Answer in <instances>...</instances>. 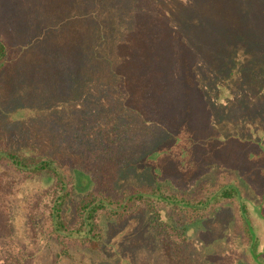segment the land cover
<instances>
[{
    "label": "rangeland",
    "instance_id": "374dc122",
    "mask_svg": "<svg viewBox=\"0 0 264 264\" xmlns=\"http://www.w3.org/2000/svg\"><path fill=\"white\" fill-rule=\"evenodd\" d=\"M26 3L27 0H0V35L13 48L10 52L13 61L0 73V147L25 155H53L69 171L78 167L86 174L100 177L104 171L101 164L107 159L102 149H110L112 145L118 149L114 158L121 165L115 170L121 183L129 177L135 182L141 178L157 179L177 193L195 192V196H201L208 186L220 181L235 184L239 198L249 206L250 216L242 218L241 202L236 198L221 200L198 211L186 229L188 242L183 255L178 263L172 264H264V180L260 178L264 177V93L251 87L246 91L244 102L238 98L242 95L239 89L242 78H239L232 92L240 90V93H231L237 99L224 98L222 102H230L228 106L213 100L219 105L196 107L202 104L199 99L184 100L174 94L173 87L170 90L174 96L163 92L159 98L151 97L153 89H146V83L138 98L116 89L118 80L113 79L111 71H121L122 67L104 58L78 68L76 61L72 77L66 69L75 59L65 61L64 69L59 72L55 65L50 67L46 60L38 57L40 44L28 45L29 40L41 34L43 22L49 30H54L61 28L59 23L64 18L52 21L50 16H42L40 25L33 27L32 11L20 9L23 4L28 5ZM76 46H73L75 50ZM258 46L260 49L261 45ZM261 53L264 60V52ZM173 62L167 64L177 69ZM100 67L103 74V67L105 74L108 72L111 91L101 98L98 92L83 95V85L97 90ZM168 71V67H164V76ZM184 73V69L176 71L179 76ZM186 92L189 94L191 90ZM156 147L158 151L151 153ZM175 151L180 154L178 158ZM147 158L158 162L160 172H154V165L145 163ZM136 160L142 163L132 168ZM43 181L34 184L22 180L9 194H0V211H4V206L10 208L18 217V225L24 228L25 213L28 224L32 207L20 204L22 198L26 194L30 196L28 192L32 187L41 190ZM82 195V191H77L64 206L72 225L78 218L74 204ZM261 200L263 206H256ZM33 207L38 215H43L42 219L38 218V224L42 223L49 233V207L44 202ZM163 209L165 221L175 225L176 222L170 220L174 216L171 207ZM133 217L118 221L107 213L100 214L97 222L104 231V243L93 250L80 245V241L68 240L66 245L72 256L65 257V264H122L126 258L123 264H170L169 253L161 244L160 236L147 223V215ZM175 220H179L178 217ZM182 223L183 220L177 221L179 226ZM245 228L254 233L252 243ZM175 238L177 240L178 236ZM39 258L44 259L45 264H56L48 254L40 253ZM46 258H49L47 262Z\"/></svg>",
    "mask_w": 264,
    "mask_h": 264
},
{
    "label": "trees",
    "instance_id": "16d2710c",
    "mask_svg": "<svg viewBox=\"0 0 264 264\" xmlns=\"http://www.w3.org/2000/svg\"><path fill=\"white\" fill-rule=\"evenodd\" d=\"M27 3L20 9L28 13L32 11L33 27L40 25L42 16H50L52 21L64 18L59 23L61 28L54 30H49L43 22L41 34L37 35V39L42 41L37 42L34 38L28 41V45L34 42L40 44L38 57L46 60L50 67L55 65L59 72L64 69L65 61L75 59L66 69L72 77L76 61L78 68L104 58L123 70L111 71L113 79L118 80V87L116 84L113 86L138 98H141L140 91L146 83V89H153L151 97L159 98L163 92L171 96L176 93L184 100L192 97L199 99L202 104L196 107L207 108L213 100L228 106L230 102H222L224 98L237 99L233 95L240 90L236 93L232 91L239 78H242V87L239 88L242 95L238 98L244 102L246 91L251 87L264 93V60L260 57L264 52L261 50L264 49V0H253V4L252 0H27ZM258 45H261L260 49ZM12 49L0 35V73L13 61ZM71 49L75 55L69 51ZM172 61L177 69L167 64ZM159 65L161 68L158 69ZM164 67L169 70L166 76L162 72ZM178 69L185 70L183 76L176 74ZM101 70L102 67L97 90L83 85V95L98 92L101 98L111 91L108 72L105 74V67L104 74ZM187 90L191 92L188 94ZM227 93L233 95L228 96ZM164 149L167 151L166 147ZM102 150L107 159L101 164L104 171L98 177L86 174L78 167L69 171L53 155H25L0 147V194H9L22 180L34 184L45 182H41V190L36 191L32 187L28 192L30 196L26 194L22 198L20 204L32 207L28 224L24 212L25 229L18 225V217L10 208L4 206V211H0V264L35 261L34 264H41V261L45 264V260L39 258L40 253L52 256L56 264H65V257L72 256L66 245L68 240L80 241V245L87 249H98L104 243V231L97 222L102 213L118 221L145 213L147 223L160 236L161 244L169 253L170 264L178 263L188 242L186 229L194 221L191 218L196 217L195 213L221 200L240 199L236 185L223 181L208 186L201 196H195V192L177 193L157 179L141 178L135 182L129 177L121 183L116 175L121 162L118 164L114 158L118 149L110 145V149L103 147ZM151 151L154 154L158 149L156 147ZM187 152L184 155L186 159L189 157ZM175 155H178L177 158L180 156L176 151ZM151 159L147 158L145 163L154 165V172H160L158 162ZM138 161H133L134 166L131 167L142 163V160ZM260 178L264 180V177ZM79 190L83 195L74 204L78 218L72 225L64 213V206ZM244 201L240 199V210L245 219V216H250V209ZM261 201L256 206H263ZM42 202L49 207V233L42 223L38 224V218L42 219L43 215H38L33 207L40 206ZM164 206L171 207L174 216L170 220L175 221V225L165 221L162 214ZM249 216L248 219H251ZM176 217L179 220H175ZM180 220H183L181 226L177 225ZM168 227L172 229L169 231ZM245 229L252 243L254 233L250 228L249 232ZM126 260H122V264Z\"/></svg>",
    "mask_w": 264,
    "mask_h": 264
}]
</instances>
